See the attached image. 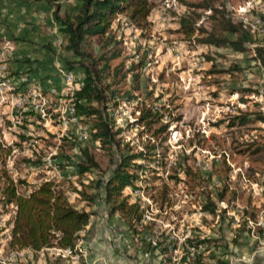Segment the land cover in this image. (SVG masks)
Listing matches in <instances>:
<instances>
[{"label":"rangeland","instance_id":"374dc122","mask_svg":"<svg viewBox=\"0 0 264 264\" xmlns=\"http://www.w3.org/2000/svg\"><path fill=\"white\" fill-rule=\"evenodd\" d=\"M53 1L54 8L61 4L59 0ZM201 1L209 2L217 12L213 14V11L192 7ZM149 2L146 24L136 26L135 36L129 29L131 21L123 13H115L109 27L114 35L112 46L118 50V56L110 60V75L114 66L120 69L110 86L117 90L112 99L115 104L111 100L107 109L112 129L117 130L115 138L120 147L127 143L132 151L140 150L148 139L155 146L153 155L140 162L144 170L138 172L141 174L135 182V190L125 188L124 192L131 193L130 199L139 201L143 208L149 206V217L155 222L150 230L154 240H160V233L182 237L194 224L204 226L197 230L198 234L203 230L216 236L217 223H220L228 224L231 232L240 225L252 231L259 227L263 235L264 150L256 153L253 150L264 148V123L253 122V112L264 113V68L254 58L253 50L264 48V31H251L247 51L239 53L197 43V30L189 38L185 37L178 19L193 11L199 14L196 26L215 33H218L217 20L211 14H224L232 22L240 21L246 26L257 20L258 26L264 28V0ZM37 24L39 28L34 26V29L39 31L34 30L33 36L24 38L20 24L17 27L19 37L1 41L0 46L8 42L11 52L14 51L9 61L14 56V61L28 63L15 73L9 65L7 67L13 84L0 98V157L13 180L37 184L45 179L58 180L63 175L79 188L78 183L87 184L97 173L106 175L108 155L98 147L97 141L82 142L83 136L88 134L87 126L77 119L72 120L68 113L70 94L82 70L79 67L69 70L65 65L70 57L57 42L58 34L61 36L58 21L52 27L45 22ZM53 27L55 33L59 32L56 37ZM25 39L24 45L16 46L15 40L24 42ZM91 44L95 48L94 40ZM67 72L73 75L72 84L67 83ZM134 86L137 88L133 89ZM243 88L248 91L241 92ZM233 89L239 92L229 93ZM126 90L131 98L125 95ZM35 105L44 115L32 109ZM141 105L151 106L161 115V120L167 122L160 135L164 140L153 141L150 136L157 125L147 129L135 123ZM30 110L39 118L23 115ZM241 113H248V121L239 123L238 119H232ZM61 116L65 124L61 123ZM20 136L25 139L21 140ZM62 136L66 139L60 141ZM71 137L87 147L100 172L94 170L78 177L68 175L72 167L58 172L54 163L57 160L65 162L56 157L58 151L72 161L78 159L79 151L73 148ZM7 146L10 150L4 155ZM184 166L190 168L189 176L183 174L181 168ZM197 173L199 181L194 178ZM223 186V197L218 200L215 192ZM202 190L210 192L217 212L221 208L226 212L218 216L205 211L200 213L199 204L203 198L199 192ZM158 192L166 193L168 203L158 205L155 201ZM69 200L76 207L85 206L76 194H69ZM100 203L98 198L93 206ZM253 208H256L255 220L261 223L258 226L253 225ZM11 211L12 206L0 207V264L19 262L15 257L18 255L6 250L1 239ZM19 258L20 262H25L24 255ZM58 264L68 263L59 261Z\"/></svg>","mask_w":264,"mask_h":264},{"label":"trees","instance_id":"16d2710c","mask_svg":"<svg viewBox=\"0 0 264 264\" xmlns=\"http://www.w3.org/2000/svg\"><path fill=\"white\" fill-rule=\"evenodd\" d=\"M74 1L77 3L74 14L69 15L63 12L58 15L55 8L53 16L58 21V30L62 36L60 46L63 52L68 53L70 57L65 60L67 69L72 70L79 67L82 70V77L70 94L72 116L87 126V138H83L82 142L97 141L98 147L108 155L109 163L106 175L97 173L100 171L93 156L87 147L77 143L74 137H71L72 140L69 139L74 145L73 148L79 151L78 159L72 161L68 155L58 151L55 154L56 157L65 162L57 160L54 165L58 172L64 171L66 167H72V171L68 175L76 177L92 173L95 170L98 175L94 179H90L87 184L78 183L79 188L74 186L70 180L65 179L67 176L63 175L59 178L61 180L45 179L37 184H28L19 179L13 180L5 170L4 160L0 157V207L5 209L7 206H12V211L6 221L8 229L1 239L7 237L4 247L12 253L25 249L31 251L30 258L24 257L25 262H20L21 259H17L19 261L17 264H38V252L43 253L42 259L45 264H58L59 261L68 260L79 239V232L84 229L90 215L93 214L92 211L85 210L83 206L76 207L69 200V194H76L85 203V206L93 205L95 200L100 198L107 213L109 215L118 214L145 251L156 250L161 255L160 264H171L170 250L175 248L176 240L168 233H160V240L152 239L150 230L155 222L143 217L149 206L146 205L143 208L139 201L131 200L130 194L124 192L125 188L135 190V182L140 179L139 175L144 170V166L140 162L147 160L149 155H153L155 146L148 139L140 150L132 151L127 143L120 147L119 140L115 138L117 130L112 129L111 116L107 110L108 103L117 94V90L110 86L120 71L114 66L113 73L110 75V60L118 56V50L112 46L114 35L109 30L112 18L115 13H123L135 26H143L146 24L151 4L149 0ZM192 7L207 9L213 11V14L217 12L206 1L193 4ZM213 14L211 17L215 21L217 20L218 33L196 26V18L199 14L193 11L179 17V28L187 38L197 30L199 35L195 41L199 44L225 47L239 53L246 52L251 33L248 25L246 26L240 21L234 23L225 18L224 14L219 16H213ZM93 40L95 48L91 44ZM253 53L256 61L264 68V48L255 47ZM136 88L134 86L133 89ZM240 91L248 90L243 88ZM238 92L237 89H233L229 93ZM124 93L127 98H131L132 95L128 90ZM241 101L243 100L241 99ZM112 103L114 105L115 100H112ZM253 114L255 115L253 122L264 123L263 112L257 110ZM23 115L39 118L32 110L24 112ZM247 115L248 113H241L239 116H233L232 119H238L239 123H244L248 121ZM233 120L229 124L230 126ZM135 121L136 124L147 129H152L153 125H157L150 131V136L153 141L164 140L165 137L160 135L165 131L167 122H163L161 115L151 106L141 105ZM20 139L24 140L25 137L20 136ZM64 139L66 138L62 136L60 141ZM9 150L10 146H7L4 155ZM261 150L264 148L257 147L253 153ZM36 161L38 160L34 162ZM181 169L185 176H189L190 168L188 166ZM138 172L141 173L138 174ZM194 178L199 181L200 175L197 173ZM174 179L179 180L176 177ZM224 190L225 186L216 190V199L221 200ZM209 193L206 190L199 192L203 198L199 204L200 210L208 214L215 213L217 216L226 212L225 208H221L217 212ZM155 198L159 206H162V203H168L165 192H158ZM255 209L253 208V225L256 222ZM250 215L252 216V214ZM249 219L252 221V217ZM225 226L229 227L228 224ZM255 229L253 232L260 236L262 229L259 227ZM197 230L196 226L189 229V235L184 238L179 248L178 264H209L203 260L205 257L212 259L213 264H227L225 260L217 258L213 254V250L215 251L219 247L226 249V244H219L218 241L222 238L224 231L222 224L217 223L216 231L219 233L216 235L217 238L212 235L201 237L202 232L198 234ZM251 232L252 230H245L244 226L240 225L232 231L231 241L235 242L239 235H250ZM209 243H212L213 250L204 254L203 252L207 250L204 244L208 245ZM189 248H193L195 251L190 254ZM47 249H53V251L49 253L46 251ZM50 258L54 260L52 263ZM16 262L12 264H16Z\"/></svg>","mask_w":264,"mask_h":264},{"label":"crops","instance_id":"0c3cea01","mask_svg":"<svg viewBox=\"0 0 264 264\" xmlns=\"http://www.w3.org/2000/svg\"><path fill=\"white\" fill-rule=\"evenodd\" d=\"M53 2V0H0V45L3 39L12 41L13 37L17 38L20 36L18 34L19 30H17V27L20 24L22 28V36H24V38L29 37V35H35L34 28H39L37 23L45 22L51 27L52 25H56L57 20L53 16L55 8L57 9L58 15L63 12L72 15L76 12L77 3L74 0H59L58 2L61 4H57V7L55 6V8L52 5ZM52 30L55 33L54 27ZM35 31L38 32L39 30ZM58 33V31L55 33V37ZM58 37L59 39L57 42L59 43L61 42V36L58 34L57 38ZM15 42L16 46H20L22 43H26V39L24 42L18 40H15ZM6 43L8 44V42H5L4 45H7ZM10 45L11 44L8 46ZM17 50L18 49H15V51ZM12 54H14V51ZM13 58L14 56L8 62L9 69L13 73L18 72L19 68L28 63L14 61L16 59ZM81 77L82 76H79L77 78V82ZM83 207L85 210L92 211L93 214L90 215L88 223L84 229L79 232V239L75 244L72 255L68 257V260L64 261L65 263L160 264L161 255L158 251H145L119 215L116 213L109 215L102 202L97 206L91 205ZM211 226H213V224H211ZM192 227H195V224ZM196 227L198 229H203L202 227L204 226L196 225ZM232 227L235 226L232 225ZM7 229L8 225L6 222L5 230L7 231ZM222 229L224 230L222 232L223 235L218 241L219 244H226V249L219 247L214 251L212 243H209L208 245L204 244V247L207 249L203 252L204 254L213 250L214 256L225 260L227 264H264V234L260 236H257L254 232L253 235L242 234L237 237L235 242H232V232L230 228L222 225ZM207 235L208 234L202 230L201 237H209ZM6 238H3V244L6 242ZM46 251L51 253L53 249H47ZM15 254L18 255L15 256L18 260L21 259L19 258L20 255H24L25 258L31 257V251L27 249L21 250ZM37 255L39 261L38 264H45L42 259L43 253L38 252ZM63 257H65V255H63ZM203 260L209 264H213L212 259L205 257ZM171 264L177 263L173 262Z\"/></svg>","mask_w":264,"mask_h":264},{"label":"built area","instance_id":"2783aa9c","mask_svg":"<svg viewBox=\"0 0 264 264\" xmlns=\"http://www.w3.org/2000/svg\"><path fill=\"white\" fill-rule=\"evenodd\" d=\"M66 1H70V0H66ZM246 24L248 25L250 31H253V32L254 31H259V32L264 31L263 27L258 26L257 20H254L253 22H248ZM129 29H130V31L134 32V34L132 36H135L136 32H137V27L132 22H129ZM11 54H12V52H11L10 46L4 45V46L0 47V98L3 96L2 94H4L5 90L12 89L13 80L11 79L10 76H8L9 74L7 73L8 61H9V58L11 57ZM65 78L68 81L67 82L68 84H72V81L74 80V78H73V75L71 72H67L65 74ZM24 80H25V78L23 79V81ZM36 107H38L39 109L37 110ZM32 109L35 112L36 111L39 113L41 112L40 114L44 115V113L42 112V109L39 106H36V105L32 106ZM67 110H68L69 115H71L70 118L72 120H75L76 118L72 116L73 108L70 105V103L67 107ZM61 119H62L61 123L65 124L66 120H64V118L62 116H61ZM83 137H86V136H83ZM200 213L203 214V212H200ZM143 217L147 220L151 219L149 217L148 210L145 211V214L143 215ZM260 224L261 223L257 222V221L254 223L255 226H258ZM262 228H264V227H262ZM188 235H189V230H186V232L182 235V237L173 236V238L176 240V246H175V248L170 250V259H171L172 263L174 262V263L178 264L179 248L182 245L184 238L187 237ZM251 235H253V231L251 232ZM263 244H264V242H263ZM188 250L190 251V254L195 251L193 248H189Z\"/></svg>","mask_w":264,"mask_h":264}]
</instances>
